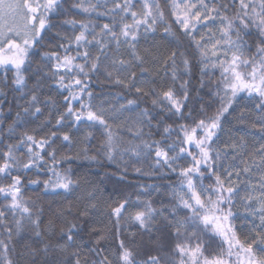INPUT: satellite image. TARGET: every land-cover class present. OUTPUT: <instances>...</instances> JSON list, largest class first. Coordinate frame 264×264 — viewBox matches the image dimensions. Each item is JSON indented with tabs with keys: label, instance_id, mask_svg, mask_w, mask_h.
<instances>
[{
	"label": "snow or ice",
	"instance_id": "snow-or-ice-1",
	"mask_svg": "<svg viewBox=\"0 0 264 264\" xmlns=\"http://www.w3.org/2000/svg\"><path fill=\"white\" fill-rule=\"evenodd\" d=\"M137 4L138 10H134ZM167 7L171 23L166 18L160 0H77L72 4V9L86 16L95 14L97 17H109L111 22L97 25L93 19H67L62 24L71 25L73 35L61 37L66 41L58 45L64 50L63 54L57 51L40 53L43 65H50L43 77L54 80L58 88L68 92L64 96L67 108L57 118V125L63 124L66 117L75 124L87 122L89 127L98 125L105 137L101 149L109 160H115L117 153L121 157L130 154L140 158L143 155L154 160L153 167L167 168L180 178L172 191L175 203L170 207L163 204L159 208L153 207L150 199L141 198L145 194L142 189L137 192L135 200L129 194L118 199L111 209V214L116 218L117 237L122 217L147 232L159 230V224H162L170 230L167 234L175 240L169 251H160L137 260V253L126 246L123 240H119L118 249L111 252L95 247L89 249V254L97 258L89 262L86 255L83 264H264V0H167ZM62 11H67L63 8V0H0V68L5 69L0 83L7 87V72L13 73L12 89L19 90L14 98L17 106H20V101L28 105L23 108V114L41 112L40 107L31 110V106L40 103L36 91L24 100V96L28 95L25 91L27 80L24 68L31 64L33 50L42 46L44 34L55 26L53 16ZM161 23L166 25L163 29L165 34H173L172 23L177 25L195 46L199 53L201 88L204 86L205 74L217 69L220 71V78L216 82L217 91L211 93L219 97L220 104L213 114L205 113L202 118L193 119L191 124L181 123L175 127L172 124L164 125L161 139L155 140L144 138L153 135L151 131L145 133L144 128H153L152 120L155 119L147 108L140 109L135 118L126 117L123 124L114 130L109 120L119 119L125 112L139 109V103L134 99H126L124 104L115 109L95 107L92 103L94 94L89 91L88 81L90 73L100 69L101 61H107L105 70L111 67L112 71L107 74L110 79L115 74V85L129 90L135 86L136 96L154 95L156 98L152 99L151 104L154 108L159 107L161 112L167 111L178 119L191 117V112L187 117L184 115L190 96V81L183 80L179 84L183 95H178L175 86L181 75L177 66L178 55L182 58L184 74L189 72L190 62L184 53L173 51L164 58L160 68L165 75L171 76L173 84L159 93L154 88L146 90L137 86V74L131 71L133 67L146 62L137 49L141 35L155 33ZM77 26L78 32L75 31ZM97 27L99 31H96ZM201 28L205 30L200 32ZM113 44L116 54L110 56L109 48ZM73 45L75 54L71 51ZM90 47L97 48L95 56ZM122 48L129 59L123 57ZM81 58L84 63L77 62ZM40 71L41 66L38 65L37 72ZM147 71L141 68L142 75ZM40 79L38 76L34 86L36 89L43 87ZM143 83L141 80L140 84ZM241 93L253 102L261 133L259 147L247 157L243 150L248 145L243 137L239 143L233 142L223 148L214 147L223 128V118ZM77 102L79 108L74 106ZM3 103L0 101V104ZM201 112H204L203 105ZM21 116L22 113L18 112L6 130L9 138L14 137ZM161 124L163 118L157 121L155 128L159 130ZM125 125L128 135L138 143L129 140L124 146L125 142L117 132ZM173 133L176 134L175 139H171ZM55 135L52 133V136L37 140L34 135L25 132L15 144H6V150L0 151V181H10L0 183V196L7 201L0 206V230L8 238L0 239V249L5 253L0 257L3 264H14L6 255L13 224L19 233L27 222L37 229L35 234L40 235L41 209L35 208V202L24 198L22 176L12 173L43 169L48 175V179L43 180L45 192H69L77 186V181L69 174L70 169L61 171L59 168L62 161L71 157L61 156L57 159L55 150L47 152V160L43 155ZM92 135V132H88L85 139ZM62 139L72 143L67 133L62 135ZM18 152L21 155H17ZM229 152L233 153L231 157ZM180 160L186 161V164H178ZM242 175L248 179L240 181ZM205 180L211 182L206 185ZM30 183L36 185L40 181L31 180ZM154 187L148 186L149 189ZM242 188L245 195L240 196ZM237 198L243 205L246 218L240 224L241 228L247 229L244 234L238 233L234 223L238 218L234 211ZM90 208H95V204L87 205L79 213L80 216H87ZM179 211H186L188 215L177 216ZM9 212L12 213L11 221L7 216ZM71 212L69 207L58 215L66 216ZM76 228L74 222H69L66 231L61 229V234L67 239L62 250L75 242ZM204 236L208 239L204 240ZM217 238L219 245L215 244ZM103 239V236H98L95 243L99 244ZM163 239L164 233L160 237V249L165 247ZM44 251H48L47 245ZM29 255L35 257L36 250H30ZM73 255L76 256L74 264H81L80 253ZM44 264L50 262L46 259ZM63 264H67V260Z\"/></svg>",
	"mask_w": 264,
	"mask_h": 264
},
{
	"label": "trees",
	"instance_id": "trees-1",
	"mask_svg": "<svg viewBox=\"0 0 264 264\" xmlns=\"http://www.w3.org/2000/svg\"><path fill=\"white\" fill-rule=\"evenodd\" d=\"M77 0H63V8L67 11H62L58 15L53 16L54 27L44 34L42 46L38 50H33L34 55L31 57V64L26 65L24 68V75L27 80V87L25 91L28 93L24 96V100L36 91L40 103L31 106L34 111L35 107H40L41 112L35 115L23 114V108L28 107L23 101H20V106H17V101L14 99L19 90L14 91L11 86L13 73L7 72L8 86L4 87L0 83V151L6 150V144H15L22 133L27 132L36 137L37 140L52 136L56 133L47 146L46 151L43 153L47 160V152L56 151L57 159L61 156L71 157V159L62 161L59 168L61 171L70 169L71 178L77 181V186H74L71 191L65 192L64 190L47 192L44 191L43 180L48 179L46 172L41 169H31L26 172L20 173L13 172V175L20 174L23 180L22 194L25 199L35 202V208L41 209L39 213V229L40 235L35 233L30 224L25 222L24 228L21 232L17 233L15 225H12V237L9 243L7 257L11 259L14 264H44L47 259L50 264H63L67 260V264H74L76 256L73 253L79 252L81 264L87 255V259L91 262L94 258L89 254V249L97 248L105 249L108 252L118 249L119 240H123L125 245L132 248L137 253L136 259L143 260L149 255L157 254L160 251L167 252L174 244L175 240L167 233L170 231L165 229L162 224H159L160 218H157L159 230L147 232L136 224L127 221L126 217H122L119 225V237H117V223L116 218L111 214L112 207L118 199H123L125 196L131 194L132 199L135 200L137 192L142 189L145 194L141 197L144 200H151L153 207L159 208L162 204L171 206L175 203L172 196L173 188L179 183V176L171 172L169 169L153 167L154 160L150 157L141 156L140 158L132 157L130 154L120 156L116 154L115 160H109L103 154L101 143L105 139L102 135L103 129L98 125L89 127L87 122L83 124H75L73 121L66 117L61 125L56 124L57 118L67 108L64 103V96L68 95L66 90L58 88L55 81L52 79L44 78L43 73L49 70L50 65L44 66L40 59V53L57 51L63 54V49L58 45L66 43L62 40V36H72L73 29L71 25L62 24L67 19L85 20L93 19L97 25L110 23L109 17H97L95 14L86 16L77 10L72 9V4ZM161 6L164 7L166 18L171 23L169 9L167 7V0H160ZM227 2V0H224ZM139 4H137L138 10ZM129 22L131 18L129 17ZM166 25L158 24L155 33H149L147 36L141 35L137 45V49L142 56L145 57V63L139 67H133L131 71L137 74V86H142L146 90L154 88L157 93L161 90H166L173 84L170 75H165V72L160 68L163 64L165 57L170 55L173 51L177 53H184L189 60V72L184 74L183 65L181 64V57L177 56V66L181 72L180 79L175 82L178 95H183L179 89V84L183 80H189L190 96L187 101V106L184 108V115L187 117L191 112V117L188 119H178L174 115H170L167 111L161 112L159 107H153L151 104L152 99L156 98L154 95L136 96L135 86L129 90L122 86H117L114 83L115 74L110 79L108 71H112L111 67L105 70L107 61L102 60L100 69L94 73H90L88 88L93 95L92 103L95 107H102L104 109H115L119 105L124 104L126 99H134L139 103V109H134L131 112H125L123 116L116 120H109L113 129L116 130L123 124L126 117H136L140 109L147 108L149 112L155 117L152 120L153 128H144L145 133L151 131L152 136L144 137L145 139H161V133L164 125L172 124L174 127L177 124L187 123L191 124L193 119H200L206 113L207 115L213 114L219 107V97H214L211 93L217 91L216 82L220 78V71L217 69L215 72H209L203 76L204 86L201 88V73L199 63V53L195 46L190 42L189 38L185 36L177 25L172 23V33L165 34L163 29ZM205 29L201 28L200 32ZM79 31V26L75 29ZM99 31V27L96 28ZM199 33H197V39ZM84 49H80L83 51ZM75 54L76 48L73 45L71 49ZM93 56L97 53V48L90 47ZM123 57L129 59L125 49H121ZM115 46L109 48V55H115ZM77 62L84 63L81 58ZM41 66V71L37 72V66ZM171 65H169V68ZM141 68H146L148 71L141 74ZM159 70V71H158ZM130 74V73H129ZM5 75V69L0 68V81ZM124 75V73H121ZM40 77L42 88L36 89L34 86L37 77ZM145 83L142 85L140 81ZM87 99V97H85ZM204 106V112H201V106ZM76 108H79V103H75ZM22 113L21 120L18 122L15 129L13 138H9L7 129L9 125L16 119L17 113ZM257 112L254 110V104L246 98V94L241 93L237 102L230 108L229 112L223 118V128L219 133V140L214 147L223 148L225 145H231L233 142L239 143L241 137L247 141V148L244 149V156H250L255 148L259 147L258 138L261 133L259 131V122L257 120ZM163 118V124L160 125L159 130L155 128L158 120ZM253 125H256L253 127ZM88 132H92V136L85 139ZM69 134L72 143L63 141L62 135ZM117 135L122 137L126 142L132 140L133 143L138 141L133 140L127 133V125L117 132ZM176 134L173 133L171 139H175ZM169 143L171 140L168 141ZM23 151V150H22ZM17 155H21L20 152ZM229 157L233 155L232 152L228 153ZM95 157V159H90ZM239 161H237L238 163ZM178 164H186V161H177ZM45 168L47 165L44 166ZM136 169H140L139 172ZM236 177H233L235 180ZM248 177L242 175L240 181H244ZM31 180H39L40 183L33 185ZM10 181H0V183H8ZM211 181L205 180L207 185ZM149 185H155L154 188L149 189ZM91 193V196L89 195ZM245 195L244 189H241L240 196ZM7 201L0 196V206L6 204ZM89 204H95V208H90L87 216H80V212L85 209ZM71 207L72 212L66 216H60L58 213ZM35 208L33 211L35 212ZM131 209H129L130 211ZM237 212L238 218L234 221L238 233L244 234L247 232L246 228H241V220L244 217L243 205L237 198V205L234 208ZM186 211H179L177 216H186ZM8 220H12V213H8ZM69 222H74L77 228L76 240L66 250H62V246L67 244L66 236L61 234V229L67 230ZM164 233L163 243L165 247L160 249L158 245L161 243L160 237ZM98 236H103L104 239L96 244ZM0 239L7 240V236L3 235L0 230ZM204 240L208 237L204 236ZM219 238L216 239L215 244L219 245ZM48 246V251L45 252V246ZM35 249V257L29 255L30 250ZM212 249H209L211 251ZM5 253L0 249V257ZM0 264H3L0 259Z\"/></svg>",
	"mask_w": 264,
	"mask_h": 264
}]
</instances>
